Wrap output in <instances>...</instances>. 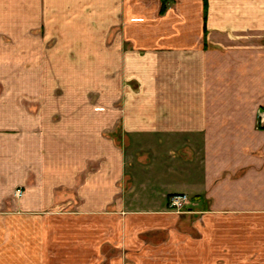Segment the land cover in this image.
Returning a JSON list of instances; mask_svg holds the SVG:
<instances>
[{
    "label": "crops",
    "instance_id": "1",
    "mask_svg": "<svg viewBox=\"0 0 264 264\" xmlns=\"http://www.w3.org/2000/svg\"><path fill=\"white\" fill-rule=\"evenodd\" d=\"M263 110L264 0H0V264H264Z\"/></svg>",
    "mask_w": 264,
    "mask_h": 264
},
{
    "label": "built area",
    "instance_id": "2",
    "mask_svg": "<svg viewBox=\"0 0 264 264\" xmlns=\"http://www.w3.org/2000/svg\"><path fill=\"white\" fill-rule=\"evenodd\" d=\"M259 124H264V110L259 114ZM20 194V191H19ZM192 204V200L187 193L173 194L169 197V207L175 212L181 213Z\"/></svg>",
    "mask_w": 264,
    "mask_h": 264
},
{
    "label": "trees",
    "instance_id": "3",
    "mask_svg": "<svg viewBox=\"0 0 264 264\" xmlns=\"http://www.w3.org/2000/svg\"><path fill=\"white\" fill-rule=\"evenodd\" d=\"M206 1H207V0H205V3H206ZM164 2H165V0H164ZM163 4H165V3H163ZM164 9H165V7H163L162 11H163Z\"/></svg>",
    "mask_w": 264,
    "mask_h": 264
},
{
    "label": "rangeland",
    "instance_id": "4",
    "mask_svg": "<svg viewBox=\"0 0 264 264\" xmlns=\"http://www.w3.org/2000/svg\"><path fill=\"white\" fill-rule=\"evenodd\" d=\"M58 83V82H57ZM59 85V84H58ZM59 88H61V87H59Z\"/></svg>",
    "mask_w": 264,
    "mask_h": 264
}]
</instances>
